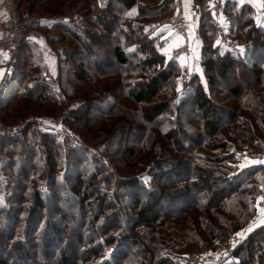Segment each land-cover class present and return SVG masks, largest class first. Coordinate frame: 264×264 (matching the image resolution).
Instances as JSON below:
<instances>
[{
	"label": "trees",
	"instance_id": "trees-1",
	"mask_svg": "<svg viewBox=\"0 0 264 264\" xmlns=\"http://www.w3.org/2000/svg\"><path fill=\"white\" fill-rule=\"evenodd\" d=\"M190 1L204 35L201 67L208 89L190 76L194 87L174 103L173 91L157 99L168 84L174 87L180 69L156 50L162 43L152 26L174 13V0H30L28 9L48 3L46 13L57 19L58 34L46 32L64 44L60 90L53 91L43 72L35 79L39 66L25 67L21 52L13 82L0 95V113L21 121L46 113L50 109L42 105L54 106L63 94L82 99L85 105L71 109L67 119L82 143L59 141L32 122L19 136L0 137V264H84L111 247L120 259L129 252L131 264H179L172 252L187 246L213 251L253 217L255 178L264 169L229 174V151L264 143V29L247 17L250 5L227 2L230 31L243 38L246 52L242 58L222 54L205 44L211 0ZM16 99L24 105L15 108ZM100 141L101 156L89 154ZM198 149L207 152L210 171L198 163ZM122 158L151 163L150 188L139 177L121 175ZM42 182L44 194L38 191ZM262 242L260 232L251 235L230 264H264ZM56 249L77 252L58 258Z\"/></svg>",
	"mask_w": 264,
	"mask_h": 264
},
{
	"label": "built area",
	"instance_id": "built-area-1",
	"mask_svg": "<svg viewBox=\"0 0 264 264\" xmlns=\"http://www.w3.org/2000/svg\"><path fill=\"white\" fill-rule=\"evenodd\" d=\"M258 0H211L208 10L209 17L213 25L215 33V47H217L222 54H231L242 58L246 52L243 44L233 40L231 31L229 28V21L225 13V6L227 2H236L240 4H248L252 6ZM177 4L175 12L168 17L157 20L153 23V28L156 31L169 30L177 36L180 40V44L172 50V58H188L191 54L192 46V34L190 32L191 27L185 14L183 6V0H174ZM264 15V10L261 12ZM259 15H256V25L264 27ZM41 19L37 16H31L28 12H19L16 4V0H1L0 1V67L2 68V74L0 76V95L6 91V89L13 82L14 76L18 70L19 61L23 46L35 41L39 38L41 29ZM190 68L188 65L181 66V74L179 76L180 85L182 89H186L190 79ZM79 104V103H78ZM78 104L72 105L77 107ZM71 110V108H70ZM38 123V120L29 119V123ZM54 133L59 140L69 139L74 142L75 145H80L81 141L75 133L70 131L61 122H52L51 128L48 129ZM24 131V125L8 126L3 125L0 122V137L14 138L19 136ZM92 152V151H91ZM96 152V153H95ZM93 153L94 156L100 157L97 151ZM235 156L241 161L252 166L264 167V147L262 152L258 154H245L234 152ZM2 184V178L0 177V187ZM262 194L260 197V206L264 210V177L262 182ZM38 191L44 194L47 191V184L42 182ZM260 232L264 238V223L255 225L247 231V235L241 241L228 242L220 245L216 248L214 258L212 260H206L205 256L188 255L180 259V264H230L236 260L234 251L239 245L248 240L251 235Z\"/></svg>",
	"mask_w": 264,
	"mask_h": 264
},
{
	"label": "rangeland",
	"instance_id": "rangeland-1",
	"mask_svg": "<svg viewBox=\"0 0 264 264\" xmlns=\"http://www.w3.org/2000/svg\"><path fill=\"white\" fill-rule=\"evenodd\" d=\"M29 3H30V0H16L18 11L22 12V13L28 12L31 16L39 17V19H41V21H51V20H55L56 21L57 20V19H55L54 16H50L48 13H46V8L49 6L48 3L46 4V3L43 2V3H40V4L32 5L30 7V9H28ZM174 5H175V8H176L177 4L175 3ZM81 6H83L82 3L78 4L77 9H79ZM183 6H184V2H183ZM250 7H251L250 9H251L252 12L251 13L249 12L247 17L251 16L253 19H255L256 15H259L260 19L262 17V20L260 22H262L261 24L264 25V15H262V13H261L264 10V0H258L254 4H252V6H250ZM174 12H175V9H174ZM192 14L194 15L193 12H191V15ZM171 15H169V16H171ZM191 15L189 16V18L187 16V19L189 21V26L191 27L190 32H191V34L195 35V54H196L197 57L195 59V69L192 70L193 72H190L191 73L190 76H191V78L193 76H195L197 78L195 83L202 84V87H204V89L207 90L208 88H207L206 75L204 74L203 69L200 68L202 60L205 59V57L203 58V55H204V48H203L204 35H203V33L200 32V26H201L200 20L198 21L197 24L195 22V27L192 28L193 27L192 26L193 22L190 21ZM208 18H210L209 14H208ZM210 23L211 22L209 21V23L205 25L206 30H209L207 32V34H206V36L209 37V40H207V42H205V44H208V43L211 42L212 45H213L212 47H214V45H215V37H214V34H213L212 27H211ZM41 24H42V22H41ZM255 24H256V21H255ZM260 28L264 29V27H260ZM156 32L157 31L154 30L153 36L154 35L156 36ZM48 33L56 36L57 35L56 33H58V32L53 30V29H51V30H49ZM41 35H42V30L40 29L39 37ZM231 35L233 36V40L237 41L238 43L243 44L242 43L243 38L241 36H239V35H236V33L234 32V28L231 30ZM46 36H48V35L46 34ZM50 40L51 39H49V41ZM160 47H162V46L160 45ZM160 47L157 44L155 45V48H156L157 51H159L158 48H160ZM191 48H192L191 51L194 52L193 42H192ZM170 59L175 61V63L178 65V63H177L178 60L172 58V51H171V58ZM24 63H25V67L30 68V69L33 68L35 65H38V63H39V65H38L39 66V71L40 70L41 71L39 72V71L35 70V72H38V75L36 76L35 79H38L40 81V79L42 77L41 73L43 72L42 75L45 77V82H48V83L51 84V81H52L53 82V87H52L53 91L57 89L56 88V86L58 85L57 77L54 78V79H50L49 77H47V75L44 74L45 73L44 67H43L44 65H43V62L41 60L40 52H39V57L33 55L30 58V60H29V58H27V59L25 58L24 59ZM65 65L66 64L64 63L61 66H65ZM179 69H180L179 73L175 76L174 87H172V86L170 87V84H168L166 87H164V91L162 92V95H160L157 98L158 100H163V99L168 98L170 96V94L172 93V91H173V93H174L173 95L175 96L173 100H174V103H176V102H178L177 98H180L181 95L182 96L186 95L185 91L188 90L189 85H192L194 87L193 84H189L188 87H187V90L186 89L184 90V89L181 88L180 80H179V76L181 74V68L179 67ZM125 79H127V78L125 77ZM32 81L33 80H30V83ZM178 87L180 88V91H177ZM57 90H60V88L57 89ZM12 93L13 92H11V94ZM224 94L225 93L219 94L217 97L221 98ZM217 97H215V99ZM216 100H218V99H216ZM22 101H23L22 99H18V100L16 99L13 106L15 108H19V107L23 106L24 104H23ZM82 101H83L82 99L68 98L67 94L66 95L63 94V97H61L59 102L56 103L54 106L53 105H47V106L42 105V108L44 109L45 112L47 111L48 108L50 109L46 113L29 114V115L25 116L21 121H18L16 116H11L10 118L8 117L6 119H3L2 116L4 114L0 113V122L3 125H8V126L24 125V128H25L28 125V123H29V119H35V120L39 121V125L41 127L46 128V129H50L51 128V123L58 121V122H61L62 124H64L67 128H69L70 131H72L73 133L78 135V137H79V139L81 141L80 143H82L81 135L79 133H77L76 131H74L69 126L68 121H67L68 117H70V112H71L70 108L71 109H75L79 105L84 106L85 103L82 102ZM30 104H31L30 106H32L34 108L37 107V103H30ZM74 104L75 105L78 104L77 107H72V105H74ZM234 104H235V101H233V100L230 101V102L228 101V105H234ZM127 106L132 108L133 110H138V106H134V105H132L130 103H128ZM160 129L163 131V130L166 129V127L162 126ZM56 139L59 140L58 138H56ZM59 141H62V140H59ZM263 147H264V143L261 145V147L259 149H252L251 147L248 148V147H246V145L243 148L231 149L229 151V154H231L232 156L234 155L233 156L234 158L232 157L233 159L230 160L229 165L231 166V168L228 170L229 171L228 173L231 174V175H235L236 173H239L240 171H242V169H244V168L253 167L252 165L246 164L243 161H241L240 159H238V157L235 156L234 152L245 153V154H258V153L262 152ZM89 149H90L89 150V152H90L89 154H93L95 151H97L98 154L101 156V153H103V151H104V146L102 145V143L100 141L98 143L97 142L93 143L90 146ZM196 151H197L198 155L200 156V158L202 159V161H198V163L207 167V168H204L205 172L210 171L211 165L207 164V162L206 163L204 162L206 157H208L207 152L202 151V149H198ZM220 154H221L220 152L216 153V155H220ZM122 159H123V163L126 165V167H125V169L122 170L123 173L121 175L125 176L127 178L135 177V176L139 177L142 180V182H143V184L145 186V189L147 190L148 188H150V186H151L150 185L151 184V178H150V176L148 174V168H149L151 163L148 164V162H147V163H145V165L143 164L144 166L143 165L141 166V165H138V164H135V163L133 164V163H131V161L128 162L129 158H122ZM236 159H238L239 161H237ZM115 166H116V164L114 165V169H117V167H118L119 170L122 169L121 165L118 164V163H117V167H115ZM256 167H258V166H256ZM0 177H4V176L0 174ZM263 177H264V170L255 178V180L258 178L257 183H258V191L259 192H258V195H257L255 201H254V214H253V217L247 222L246 225H244V227L241 228V230H239L235 234L230 235L228 241H226L225 243L235 242V241H238V240L239 241L243 240L244 237L247 235V233H246L247 231L252 229V227H254L255 225H259V224H263L264 223V210L261 208V206L259 204L260 203V197H261V194H262V191H263V188H262ZM107 190L111 191L112 187H110ZM65 214L67 215V211H65ZM68 217H70V216H68ZM136 234H137V232H136ZM102 242H103V240H102ZM225 243L219 244L218 246L223 245ZM262 243L263 244L261 246L260 253L264 254V238H263V242ZM239 244H241V243H239ZM190 248H191V246L190 247L187 246L182 251H177L175 253L172 252L171 253L172 260L173 259L174 260L179 259L178 261H179V264H180V259L182 257H184V256H188V255H199V256H201L202 255V256H205L206 257L205 259L208 260V261L209 260H212V262L215 261V260H213V259H215L213 256H214L216 248H214L213 251H205V252H199L197 250H189ZM192 249H196V246L193 247ZM42 250L45 253H47V251H48L47 249H42ZM62 250H64V249H62ZM98 250H99V252H98L99 255L98 256H94V257L92 256L91 258H89V260H87V262H84V264H95V263L103 262V261H110V263H119L120 261H123L122 263L125 262L124 264H131L130 262L129 263L126 262V260L130 257V253L129 252H127V256L125 258L120 259L119 256H118L119 254L117 253V251L119 249H114V247H111V248H108V249H98ZM128 251H129V249H128ZM75 252H77V249H76V251H75V249H70L69 251H66L64 253H61V250L56 249L55 251H53V256L61 258L65 254L68 255V256H71V253H75ZM114 256H116V257H114ZM55 257H53V258L56 259ZM110 257H112L111 260H110ZM45 262H48V261L44 260V263ZM166 264H169V262H166Z\"/></svg>",
	"mask_w": 264,
	"mask_h": 264
},
{
	"label": "crops",
	"instance_id": "crops-1",
	"mask_svg": "<svg viewBox=\"0 0 264 264\" xmlns=\"http://www.w3.org/2000/svg\"><path fill=\"white\" fill-rule=\"evenodd\" d=\"M183 2H184L185 14L189 18L191 12H193L191 1L183 0ZM51 21H42L41 24L42 35L37 40L26 43L23 46L22 55H23V59H25V57L30 59L33 55L39 57V52H40L41 60L44 65L43 66L45 71L44 74L47 75V77H49L50 79H54L58 76L59 69L61 68V64L63 63L64 44L55 42L56 40L49 41V38L46 36L47 34L46 31L53 29L59 32L60 30L59 27L56 28L57 21L55 20H51ZM63 21L67 22L68 20L65 19ZM190 21L193 22L192 28H194L195 22L197 24L199 21L198 15L192 14ZM156 36L158 37L159 42L162 43V47L159 50L160 54H162L167 61L171 60L170 59L171 51L180 44L179 38L175 36L172 33V31L169 30H159L156 32ZM191 36L194 46V52H192V54L188 58H179L177 63L180 68L181 66L188 65L190 71L193 72L192 70L195 69V59L197 56L195 54V35L192 34ZM200 68L202 67L200 66ZM35 70L39 71V69H35ZM1 74H2V68L0 67V76ZM36 74L38 75V72H36Z\"/></svg>",
	"mask_w": 264,
	"mask_h": 264
},
{
	"label": "snow or ice",
	"instance_id": "snow-or-ice-1",
	"mask_svg": "<svg viewBox=\"0 0 264 264\" xmlns=\"http://www.w3.org/2000/svg\"><path fill=\"white\" fill-rule=\"evenodd\" d=\"M177 91H180V88L179 87L177 88ZM259 163H264V161H260Z\"/></svg>",
	"mask_w": 264,
	"mask_h": 264
}]
</instances>
